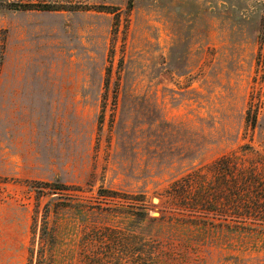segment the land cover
Wrapping results in <instances>:
<instances>
[{"label": "rangeland", "instance_id": "obj_1", "mask_svg": "<svg viewBox=\"0 0 264 264\" xmlns=\"http://www.w3.org/2000/svg\"><path fill=\"white\" fill-rule=\"evenodd\" d=\"M130 3L0 0V264H264V0Z\"/></svg>", "mask_w": 264, "mask_h": 264}, {"label": "trees", "instance_id": "obj_2", "mask_svg": "<svg viewBox=\"0 0 264 264\" xmlns=\"http://www.w3.org/2000/svg\"><path fill=\"white\" fill-rule=\"evenodd\" d=\"M129 7H132V0H130ZM46 10H53L50 8L55 7L54 5H43ZM264 36V35H263ZM249 121L250 120V112L248 115ZM252 125L254 127L257 126L258 123V118L255 116L253 118ZM231 159L229 158H224L221 159L218 163L215 164L216 166V171L219 173V175L223 178L226 179L224 181H227L225 186L228 188V193H224V196L226 197H221V201H217L216 206H223L225 207V204H221V202L225 201L227 198L228 202H231L232 204L238 203L237 201L239 200L240 204H245L249 200H259L261 202L262 197L264 196V178L262 179L261 176L256 175L255 170L251 172V170H242L239 168L237 163L229 162ZM231 175V177H229ZM225 189L221 187V191ZM241 189H243V192H239ZM219 192V191H218ZM219 194V193H218ZM254 194V196H252ZM256 194V196H255ZM221 196V195H219ZM245 197V199L240 200L242 197ZM252 197V198H251ZM225 198V199H224ZM258 202V201H257ZM238 207V206H237Z\"/></svg>", "mask_w": 264, "mask_h": 264}]
</instances>
